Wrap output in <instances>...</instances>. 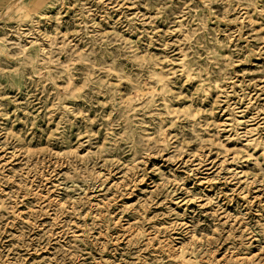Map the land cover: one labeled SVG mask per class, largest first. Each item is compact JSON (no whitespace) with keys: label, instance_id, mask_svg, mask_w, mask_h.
Wrapping results in <instances>:
<instances>
[{"label":"rangeland","instance_id":"374dc122","mask_svg":"<svg viewBox=\"0 0 264 264\" xmlns=\"http://www.w3.org/2000/svg\"><path fill=\"white\" fill-rule=\"evenodd\" d=\"M180 255L264 264V0H0V264Z\"/></svg>","mask_w":264,"mask_h":264},{"label":"bare ground","instance_id":"6f19581e","mask_svg":"<svg viewBox=\"0 0 264 264\" xmlns=\"http://www.w3.org/2000/svg\"><path fill=\"white\" fill-rule=\"evenodd\" d=\"M239 122H241V121H239ZM244 146H247V144H245ZM177 260L179 262L184 263V264H195V263L191 262L189 259H186V257H184L183 255H180L179 257H177Z\"/></svg>","mask_w":264,"mask_h":264}]
</instances>
